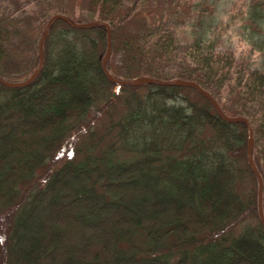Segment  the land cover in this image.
<instances>
[{
    "label": "trees",
    "instance_id": "16d2710c",
    "mask_svg": "<svg viewBox=\"0 0 264 264\" xmlns=\"http://www.w3.org/2000/svg\"><path fill=\"white\" fill-rule=\"evenodd\" d=\"M76 1L87 4L78 16L68 0H44L23 17L0 12V75L20 81L3 64L29 39L34 71L55 13L109 23L115 77L194 80L227 114L250 121L264 210V0H231L224 19L218 11L220 20L189 40L147 21L136 27L146 0ZM107 43L103 24L57 19L35 79L0 83V264H264L247 123L223 119L194 87L110 81ZM140 88L149 89L143 98ZM120 102L116 141L131 156L114 158L113 144L101 155H68Z\"/></svg>",
    "mask_w": 264,
    "mask_h": 264
},
{
    "label": "rangeland",
    "instance_id": "374dc122",
    "mask_svg": "<svg viewBox=\"0 0 264 264\" xmlns=\"http://www.w3.org/2000/svg\"><path fill=\"white\" fill-rule=\"evenodd\" d=\"M132 1L133 0H124L125 5H129ZM43 2L44 0H0V12L4 14H12L17 17L32 15L36 10L41 8ZM68 3L74 5L76 16H78L80 12L86 11L87 4L85 1L68 0ZM231 4V0H146V3L142 6V10L135 20V26L138 27L147 21L155 26L157 24L161 25L159 28H167L183 39L189 40L194 38L192 32L197 31L201 36L208 29V26L212 25L217 20H220L217 14L218 11L223 13L222 16L224 19L228 11L231 9ZM32 22L38 23L39 21L33 18ZM26 32L27 34H30L32 38L34 37L33 31L27 30ZM235 40L236 38L234 37L232 42ZM27 43L28 46L25 52L14 53L10 58L6 59L3 64L4 75L19 80L30 75L27 73V70L35 52L36 43L32 42V40L30 41V39ZM148 90V88H140V96L143 98ZM190 94L196 95L193 91H191ZM126 108V105L120 102L114 112L105 113L100 116L92 126L95 130V134L91 135L88 131L81 134L73 141L72 148L69 150L68 155L73 154L76 150H80L78 157L87 154L101 155L113 144L112 147L114 152L112 156H114V158H129L132 152L119 148L121 142L116 141L117 136L115 134L120 128L118 124L113 126V124L118 122L120 115L126 110ZM110 127L111 129H109ZM133 142H138V140ZM42 183H44V180ZM1 221L2 218L0 215V225ZM144 240L145 239L142 237L139 239L140 242H144ZM179 255V250H177L170 259L175 260ZM4 264H12L9 257Z\"/></svg>",
    "mask_w": 264,
    "mask_h": 264
},
{
    "label": "water",
    "instance_id": "95a60500",
    "mask_svg": "<svg viewBox=\"0 0 264 264\" xmlns=\"http://www.w3.org/2000/svg\"><path fill=\"white\" fill-rule=\"evenodd\" d=\"M57 19L64 20L69 25H71L75 28H87V27H90L94 24H103L107 27L108 43H107L106 54H105L103 61H102V67H103V70H104L107 78L110 81L116 83L117 85L133 84L136 86H141V85H144L147 83H157V84H161V85H177V86H185V87H194L212 103L214 108L217 110L218 114L223 119L230 121V122H234L237 120H244L247 123L248 129H249L248 156H247V158H248V162H249L252 170L256 174V177L258 180V213H259L260 220L264 224L263 178H262V175L259 172V170H258V168L254 162L253 156H252V146L254 143V134H253V128H252L250 121L243 116H231V115L227 114L222 109V107L220 106L218 101L213 97V95L207 89H205L203 86H201L198 82H196L194 80H186V79H182V78H173L170 80H163V79H158V78H154L151 76H137V77H134L131 79H119V78L115 77L106 66V61H107L109 55L111 54V50H112L111 26L109 23H107L105 21L75 22V21H72L65 14H61V13L53 14L52 16H50L47 19L46 24H45L44 29H43V33H42L40 40H39V46H38V48H39L38 49L39 50V63H38V66L34 69V71L26 79L20 80V81L8 80V79H6L0 75V83L1 84L8 86V87H23V86L30 84L35 79L37 73L39 72V70L42 68V66L44 64V42H45V40L49 34V30H50L51 25Z\"/></svg>",
    "mask_w": 264,
    "mask_h": 264
}]
</instances>
